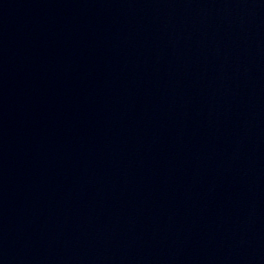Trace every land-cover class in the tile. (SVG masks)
Masks as SVG:
<instances>
[{"label":"water","instance_id":"1","mask_svg":"<svg viewBox=\"0 0 264 264\" xmlns=\"http://www.w3.org/2000/svg\"><path fill=\"white\" fill-rule=\"evenodd\" d=\"M0 264H264V0H0Z\"/></svg>","mask_w":264,"mask_h":264}]
</instances>
